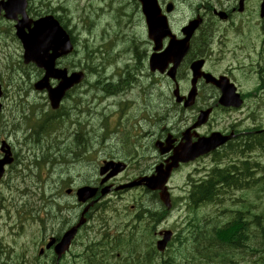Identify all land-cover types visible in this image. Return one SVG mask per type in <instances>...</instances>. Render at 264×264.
<instances>
[{
    "label": "rangeland",
    "instance_id": "1",
    "mask_svg": "<svg viewBox=\"0 0 264 264\" xmlns=\"http://www.w3.org/2000/svg\"><path fill=\"white\" fill-rule=\"evenodd\" d=\"M49 4H52L54 0H48ZM46 2V4L48 3ZM57 2V6L63 7L64 12L61 13L59 11L60 16H65L69 14L71 16L70 19V27L73 28L72 34L77 38L78 42V52L64 57L59 60L60 66L66 67V65L79 64L80 66L84 65V62L81 58V54L79 53L82 44H84V40H86V44L93 48H99L101 51L97 54L95 59V64H99L97 67V74H101V77L96 75H87V83L97 82V85L100 87V91L98 95L100 99L92 98L90 96L92 94L91 91H88L87 84L83 83L79 88L81 92H86L84 94L85 100H87V107L89 110L102 111L103 115L106 118H114L115 115L119 111L118 102L123 100H128L130 105V110L133 113H137L139 116L141 113V108L144 103L149 106L156 105L157 103H166V101L160 97L159 90L157 85L159 84V77L152 76L155 81L152 82L151 78L148 76L149 73L146 72V68L144 65V60L142 57L143 50L148 47L146 44V36H145V26L142 20V17L136 7L134 5L133 0H123V3L117 4L113 0V3H106V0H55ZM102 1V2H101ZM224 1V0H222ZM103 3V4H102ZM86 4L81 7V5ZM104 5H108L107 8L96 11L100 7H104ZM251 11L254 6V0L250 1ZM117 7L123 11H118ZM112 8V9H110ZM117 9V10H116ZM94 10L96 12H94ZM132 12L129 16V12ZM123 15V16H122ZM189 15V11L178 5L177 11L174 14L172 20L178 26L180 23L185 21L187 16ZM82 17H88L87 21H83ZM114 18H121L122 22L120 25L114 23ZM246 19L257 20L256 15H248L243 16L241 18L242 28L246 25ZM206 23H209L207 20ZM89 25V26H88ZM88 26V27H87ZM218 28L221 29L219 24H216ZM208 29V28H206ZM221 31V30H217ZM131 40L132 43L136 46L135 48H131ZM107 50L106 54L104 52ZM111 50V52H110ZM119 54V55H116ZM22 49L19 44L13 39L10 32H4L1 35L0 40V77L2 87L5 86L7 90L6 96H3L1 102L4 103L3 114H5L8 118H16L15 123L22 122V116L24 118L28 117V113H30L31 105H42V110L40 108H35L33 110L34 114L37 117H42L44 112H47L49 109V105L47 103L46 94L42 91H35L32 88V83L36 80V76H38V71L36 66L31 64H22ZM103 58H106L108 61L112 63H105ZM136 58H139L137 60ZM134 65L136 64L138 68L133 70L131 73L127 72L130 79H132V74L138 78V82L136 79L132 80V84L129 85L130 90H128L124 95H118L115 98H103L101 97L103 92H109L114 89L117 85L118 75L117 73L121 71L122 76H124L125 64ZM103 64V65H100ZM80 69L76 67L75 70ZM112 77L111 79L105 78ZM113 83V84H110ZM148 101V102H146ZM47 103V105H46ZM98 103V106L94 108V105ZM67 107L69 102L66 103ZM68 115V114H67ZM102 114L98 116H94L92 123L97 127L99 124V120L101 119ZM222 115L217 113L215 115V119L221 118ZM6 119V117L4 118ZM83 120H88L86 116H82ZM177 121V115L172 111L169 112L168 115L163 120L164 127H172ZM21 127L16 132H12L10 127L3 126L0 127V140H6L11 148L17 152L20 158L24 163L30 164L34 156H40L41 152L33 146L31 143L22 144L23 139L25 137H29L30 132L26 130L24 132ZM135 131H138L136 129ZM63 137L66 136L67 130L66 125L62 127ZM101 130L96 128V132H87L83 134V139L87 141V144L90 143L88 139L99 140V134ZM43 134H32V142L39 143L41 146H45V141L42 139ZM58 135V131L55 132L54 136ZM29 137V140L31 139ZM58 143V142H57ZM56 143V144H57ZM111 145V148H106L107 153L112 154H122L126 153L127 150L122 149L123 145L117 136H112L108 140H106L105 144ZM48 153H51L53 150V155L57 156V154L61 155L64 153V144H60V146L54 148V143H51L49 146ZM57 151V153H56ZM93 151V154L88 158L86 162L82 164H68L63 166H58L53 169L52 173H48L47 169H43V179L44 186L46 188V192L43 197L48 200L56 201V197L54 195V191H60V188L63 186L62 182L69 180L71 182L70 187H78L83 183L88 181H93L97 176V167L100 165L103 157V153H96ZM156 151H151L150 156L151 159L149 162L153 161L152 157L156 156ZM63 158L59 156V160ZM156 161V159H155ZM140 168H144L142 165V161L139 162ZM196 165L194 163L183 164L181 165L173 174L171 181V189L173 194L179 195L181 193V187L184 186L187 180V176L192 174L194 167ZM14 168L19 169L18 165H15ZM35 168V167H34ZM133 168L127 170L125 174H123L120 178H130L133 175ZM4 182L0 185V196L8 199L10 198V190L5 188L4 183L9 182L8 174L4 177ZM42 183V182H41ZM11 187L12 184H11ZM20 190L24 189L23 185L19 186ZM63 188L58 196V203L61 204H69L72 206V209L68 212L69 215L77 214L76 201L73 196L66 195L65 189ZM31 189H34L31 187ZM35 190V189H34ZM13 191V190H12ZM38 191L35 190V193L30 191L26 194H23L19 197L18 201L20 205H24L26 209L35 208V204L37 202ZM123 194V195H122ZM121 197L116 194H110L106 196L102 201H106L104 211H95L94 214H102L107 219V231L113 233L117 230L118 233L121 231H127V223H125L126 219L124 216L131 211L130 204L135 203L133 199H141L146 200L149 199V195L145 194L140 190H131L125 193H122ZM46 195H51V197H47ZM258 200L256 199V193H254L249 199H245L243 202L244 208H253L254 215L259 217L258 213L262 211L264 213V198L261 202V205L257 204ZM53 209L52 206H50ZM59 212L62 213L59 208ZM257 212V213H256ZM213 215V214H212ZM45 218V215H41ZM186 216V210L179 211L178 208L173 209L169 215L165 218V220L156 228L157 231L166 228L175 229L176 224H178L182 219ZM215 223L216 220L218 224L223 223L225 217V200L223 203L214 210ZM138 220L141 219L140 216H137ZM16 217H14V211L10 212V217L8 218V214L6 211L1 209L0 212V257L2 262H5L7 259V250L8 248L13 247L16 251H25L27 258L34 257L36 254H33V236L35 227L31 223V221L23 222L20 224L15 221ZM242 218H239V220ZM137 220V222H138ZM151 219L144 220L143 224L137 229L135 233V238L129 245V249L126 251L124 258L127 259V254L131 250L132 254L129 255L131 261L136 260L138 254L141 252H146L149 248V242L154 246V241H150V232L152 230V226L154 225ZM262 226L259 228L264 230V220L261 218ZM89 224V223H88ZM91 225L95 226V233H89V230L84 233L86 235L84 239V243H89L97 237L96 229L99 228V223L96 219L90 221ZM128 227L130 229L135 228L137 224L133 223L132 220H128ZM203 228H209L206 222L201 223ZM235 225H240L239 223H235ZM46 226H49L46 224ZM13 230V231H12ZM148 234V238L147 235ZM260 237V234H259ZM259 237L253 239L254 244H258ZM225 239H229L226 237ZM182 245H187L188 242H183L181 244L174 243L165 253L157 254L158 259H166L170 254H177V259H184L185 257L179 256V249ZM219 248V245L226 250L227 256L234 255L237 253H241L242 258H249L250 254H247L246 250H242L241 248L229 246L223 242L218 241L216 244L215 241H209L207 239L200 242L199 249L192 248V252L194 256L192 260H202L208 254L216 251V247ZM183 254L187 257L189 253V249L182 251ZM134 255V256H133ZM47 257V256H44ZM254 256H251L247 262L248 264H254ZM22 262V261H21ZM184 263H187L185 261ZM39 264H48V260H41ZM105 264H112L111 262H105ZM243 264V262H242Z\"/></svg>",
    "mask_w": 264,
    "mask_h": 264
},
{
    "label": "flooded vegetation",
    "instance_id": "2",
    "mask_svg": "<svg viewBox=\"0 0 264 264\" xmlns=\"http://www.w3.org/2000/svg\"><path fill=\"white\" fill-rule=\"evenodd\" d=\"M46 4L48 0H39ZM161 3H165L162 0ZM48 7H51L49 1ZM58 10L63 13L64 8L57 6ZM218 7L214 4L211 9ZM234 7H232V10ZM232 13H229V18ZM214 26L206 29L203 27L201 30L194 31V35L191 37L190 49L187 52L183 62L181 63L177 75L179 77V91L182 96L187 97L190 87L188 84L189 70L187 65L193 60L203 59V69L206 72H210L216 76H225L230 83L235 86L238 93L242 94L244 100H257V105H251L246 111V117L243 119L241 129L238 130L234 124H229L226 131L233 132L235 134V144H240L242 150L241 169L234 174L239 177L241 184L245 189L251 193L263 192L264 190V31H222V29L216 26V21H212ZM12 26V23H8ZM221 30V31H217ZM168 39H164V45L167 44ZM224 41L223 54L219 57V44ZM223 60L226 65V70L216 71L214 68H207L208 62L220 63ZM130 79V78H129ZM250 80L256 82L254 91L244 89L242 84L247 83ZM110 84H113L110 82ZM132 84L131 82L128 86ZM131 88V87H130ZM220 92L218 89L208 87L202 79L198 81L197 86V99L216 100L219 98ZM44 114L43 116H45ZM67 116V113H64ZM42 116V117H43ZM41 117V116H40ZM190 124L185 123L180 127H164L170 128L179 140L181 138L182 130L189 127ZM76 134V133H74ZM79 139L82 138L80 133L77 134ZM191 141L196 140V133L191 132ZM75 137V136H74ZM82 141V140H79ZM78 147H81L79 142ZM226 156V161L231 162L236 160V156L231 154ZM200 157L198 160H202ZM203 172H199L196 176L197 183L203 184L202 178H206ZM112 183V182H111ZM207 192L213 191V186L208 183ZM75 221V217L70 216L64 223L63 227H60V231L69 227L72 222ZM239 229L235 230V234H244L246 240L259 237L262 230L258 227V217L255 216V225L249 224L243 220H239ZM55 238H58L60 234H53ZM75 250V242L72 244L69 252L62 261V264H77V254L72 258V254ZM61 264V262H60ZM80 264H84L82 261Z\"/></svg>",
    "mask_w": 264,
    "mask_h": 264
},
{
    "label": "water",
    "instance_id": "3",
    "mask_svg": "<svg viewBox=\"0 0 264 264\" xmlns=\"http://www.w3.org/2000/svg\"><path fill=\"white\" fill-rule=\"evenodd\" d=\"M142 6V12L145 16V22L148 27V35L150 38L154 39L157 43L159 39L162 38L165 34H167V26L165 22V18L160 16L158 8L155 6L152 0H140ZM22 9V7H21ZM169 10V8L167 9ZM38 38L41 40L49 39L50 42L58 45L59 53L56 50H52L51 53L43 54L41 53V46L42 45H34V43L30 40L25 41L26 46H28V52L26 54V61L33 60L39 67L44 69V75L34 83L35 89H46L48 98L50 100L51 106L53 108H57L61 98L64 96L67 89H69L73 84L78 83L82 77V72H72L70 75L67 74L66 69H57L54 67L55 58L59 56V54H65L71 50V45L68 39V36L65 34L64 31H55L52 24L46 23L40 31H38ZM158 46L155 47L157 49ZM48 46L46 45V51ZM48 52V51H47ZM152 68L153 67H160L158 58H154L151 60ZM49 78L58 79V83L56 86L52 87L49 84ZM178 101H181V98H177ZM192 101V94L191 98L188 101H185V105L190 104ZM221 103L223 99L220 100ZM229 100L225 99L223 102L227 103ZM168 147H160V152L163 154L164 152L168 151ZM9 154V152L7 151ZM183 156V157H182ZM181 153L174 152L173 156L170 157L171 161L167 162L164 167L158 165L155 169V174L150 177H142L137 181H133L126 186H134L137 184H141L142 182L151 189H159V197L160 199L169 207V195L164 187V184L167 180V177L170 174V171L173 167H176L179 161H186L189 159L186 154L182 155ZM11 158L7 155L5 160L0 161V172L2 171V164L4 162H11ZM112 168L113 173H116L123 169V165L121 164H111L105 165L101 168V173L105 172L108 168ZM112 172L107 175L111 176ZM107 189L102 190V194L106 192ZM95 194V189L90 187H83L77 191L78 199L80 201H84L89 197H92ZM93 203V202H92ZM90 203L89 205H91ZM88 205V206H89ZM88 206L84 209V212L88 208ZM81 220L79 224L82 222ZM76 230V226L69 229L67 232L64 233L60 242H58L55 247L54 251L57 257L67 249L68 244L71 238L74 236ZM162 235V239L157 241V249L163 250L166 243L170 239L171 231L160 232ZM50 245V244H49ZM48 245V246H49Z\"/></svg>",
    "mask_w": 264,
    "mask_h": 264
},
{
    "label": "trees",
    "instance_id": "4",
    "mask_svg": "<svg viewBox=\"0 0 264 264\" xmlns=\"http://www.w3.org/2000/svg\"><path fill=\"white\" fill-rule=\"evenodd\" d=\"M85 56H86V50L84 52V57ZM93 87L94 89L97 90V87L95 85ZM45 116L38 118L42 120ZM38 127L41 129V131L38 134H43L51 127L50 120L49 119L43 120L42 123L38 125ZM61 157L63 156L61 155ZM43 195L44 193L42 194V196ZM46 196L51 197V195H46ZM49 201L55 203L54 200H49ZM33 209L34 208L29 210H33ZM156 222L157 220L153 216L152 223L155 224ZM236 222L239 223V219ZM226 232H227V226L225 225H221V226L215 225L212 230H208V231H205V229L204 228L202 229V227H198L194 229V241L196 242L195 247L196 248L200 247V242L203 239V234L209 235L206 236V238L210 242L213 240V241H220L225 243ZM237 240L238 239L235 237L231 238V242L234 244L237 243ZM124 245H126V242L119 235L110 238L108 234H102L98 239L88 244V248L86 252H84L82 260H84L86 264H105V262H111L112 264H188L190 263L189 253L186 257L182 252L185 251L183 247L179 249V256L185 257V260L177 259L178 258L177 254H170L167 256L166 259H158L157 252L149 242V248L146 250V252L139 253L136 260L131 261L129 258V255L132 254L131 250L127 254V259L124 258L125 253L127 251ZM116 257H118V261L117 262L112 261ZM185 261H187V263H184Z\"/></svg>",
    "mask_w": 264,
    "mask_h": 264
}]
</instances>
